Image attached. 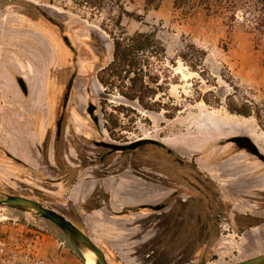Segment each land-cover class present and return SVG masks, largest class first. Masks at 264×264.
Instances as JSON below:
<instances>
[{"label":"rangeland","instance_id":"374dc122","mask_svg":"<svg viewBox=\"0 0 264 264\" xmlns=\"http://www.w3.org/2000/svg\"><path fill=\"white\" fill-rule=\"evenodd\" d=\"M125 9L144 19L138 23L124 18L129 34L154 31L165 44L171 81L170 101L165 98L164 102L178 112L169 119L165 111H143L113 97L107 104H123L135 111L119 117L120 127L113 136L105 128L100 98L104 90L97 80L100 68L112 60V40L101 28L103 17L66 0H0V69L11 70L7 64L17 58L14 53L22 52L19 46L26 41L52 68L44 99L51 113L49 118L43 112L34 117L37 128L48 127L53 138L60 119L70 160L102 162V174L127 164L131 174L159 184L156 193L164 195L158 200L177 192L168 203L163 200L119 218L105 211L89 223L90 237L109 264H237L264 254V183L259 182L264 178V162L229 142L249 137L264 155V48L257 49L254 36L242 26L231 29L222 18L208 17L201 10L183 16L173 0H163L156 11L146 10L143 0H125ZM183 36L207 53L204 77L176 61ZM206 94L211 102L215 96L221 98L222 105L198 102ZM227 98L249 104L257 118L231 115ZM110 106H106L108 114L113 113ZM91 107L95 110L89 114ZM56 111L59 114L53 118ZM141 141L156 143L116 153L95 145L127 147ZM59 144L57 150L63 156L65 147ZM8 154L0 144V195L34 200L53 210L43 204L46 194L54 196L44 190L47 182L27 171L24 176L17 174L16 161ZM241 179L243 184L233 189V183ZM55 201L58 206L53 211L87 235L74 216L62 212L61 199ZM223 202L224 209L219 205ZM161 205L164 209H152ZM24 226L45 235L42 256L56 258L58 264H84L54 224L0 209V235ZM61 243L67 260L59 259Z\"/></svg>","mask_w":264,"mask_h":264},{"label":"crops","instance_id":"0c3cea01","mask_svg":"<svg viewBox=\"0 0 264 264\" xmlns=\"http://www.w3.org/2000/svg\"><path fill=\"white\" fill-rule=\"evenodd\" d=\"M38 48L42 50V47ZM14 56L17 58L7 64L11 70L5 67L0 69V144L16 161L14 169L17 174L24 176V171H27L31 176L47 182L44 190L54 196L50 198L46 194L43 204L46 202L49 208L56 210L54 206H58V203L55 199L60 198L62 212L74 216L90 237L87 230L89 223L105 211L119 218L128 211L162 203L164 198L158 200L157 197L164 193H156L160 186L151 183L142 174H131L127 164L122 163L123 169L114 173L102 174V162L70 160V149H66L64 142L67 132L60 136L54 133L52 138L48 127L39 130L34 117L43 112L49 118L51 113L50 108L44 107L47 103L44 99L48 94V78L52 68L44 64L42 54L37 53L33 58L19 52ZM17 78L25 82L26 95L18 86ZM58 114L56 111L53 118ZM4 130L7 137L2 134ZM59 142L66 146L63 156L57 150ZM261 179L259 182L263 183L264 178Z\"/></svg>","mask_w":264,"mask_h":264},{"label":"trees","instance_id":"16d2710c","mask_svg":"<svg viewBox=\"0 0 264 264\" xmlns=\"http://www.w3.org/2000/svg\"><path fill=\"white\" fill-rule=\"evenodd\" d=\"M66 1L80 10L90 11L93 16L103 17L101 28L112 40V60L102 66L97 74V80L104 90L100 98L105 107V128L108 133L114 136L115 131L119 129L120 116L135 114L132 107L107 104L113 97L121 98L143 111L153 113L165 111L167 117L173 119L174 113L178 110L164 102L165 98L170 101L168 93L171 77L169 69L166 68L167 49L157 33L127 32L122 24L124 18L138 23H143L144 19L127 12L125 0ZM143 1L146 10L156 11L161 7L163 0ZM173 5L176 11L186 17L193 16L197 10H201L208 17L224 19L225 26L231 29L242 26L247 33L254 36L256 48H264V0H173ZM175 58L191 72L199 74L200 77L205 76L204 62L207 53L185 36L181 39ZM208 94L199 97L198 102H203L209 107L222 105L221 98L215 96L214 102H211ZM108 105H111L110 108L113 110L111 114L106 112ZM226 109L231 115L246 119L257 118L249 104H240L231 98H227ZM9 157L12 158L11 155ZM164 207L161 205L152 209L161 210Z\"/></svg>","mask_w":264,"mask_h":264},{"label":"water","instance_id":"95a60500","mask_svg":"<svg viewBox=\"0 0 264 264\" xmlns=\"http://www.w3.org/2000/svg\"><path fill=\"white\" fill-rule=\"evenodd\" d=\"M16 82L21 91L26 95L27 87L23 79L17 78ZM94 110L95 108L91 107L89 109V114H92ZM60 130L61 126L58 125V132H60ZM229 142L234 144L239 151H245L264 162V155L260 152L259 148L251 140V138L244 136L234 137L231 138ZM155 143V141H141L127 147L107 143H95V145L116 153L127 150H136L142 145ZM1 208L14 210L29 216L40 217L41 219L54 224L74 246L77 254L84 264H87L89 259H91L95 264H109L103 250H101L89 236L83 233L79 228H77L56 211L50 210L34 200L13 195H0V209ZM237 264H264V254L244 260Z\"/></svg>","mask_w":264,"mask_h":264},{"label":"built area","instance_id":"2783aa9c","mask_svg":"<svg viewBox=\"0 0 264 264\" xmlns=\"http://www.w3.org/2000/svg\"><path fill=\"white\" fill-rule=\"evenodd\" d=\"M46 244L45 235L28 227L2 231L0 235V264H58L56 258H46L41 250ZM59 259L67 260L66 246L60 244Z\"/></svg>","mask_w":264,"mask_h":264},{"label":"flooded vegetation","instance_id":"af4514ba","mask_svg":"<svg viewBox=\"0 0 264 264\" xmlns=\"http://www.w3.org/2000/svg\"><path fill=\"white\" fill-rule=\"evenodd\" d=\"M22 44V43H21ZM28 44H26V43H24L22 46H25V47H27V51L26 52H24L25 50L23 49V53L25 54V55H31L33 58H36V51L33 49V47L32 46H27ZM37 47V46H36ZM60 119L57 121V123H56V135L57 136H60L61 135V130H60V132H58V125H60ZM61 126V125H60ZM155 179V178H154ZM237 178H235V180H236ZM263 181H264V179H263ZM243 180L241 179V180H239V182L238 183H233V189L234 188H236V185H238V184H243ZM159 183H161L160 182V180H159ZM264 183V182H263ZM162 184V183H161ZM159 185V184H158ZM176 185H178V184H176ZM174 187H176V186H173L171 189H173ZM170 189V188H169ZM236 191V190H235ZM237 192V191H236ZM176 193L177 192H174L173 194H171V196L169 197V198H165V202L163 203V204H165V203H168L167 201H170L175 195H176ZM223 197H224V195H222ZM222 199V201H224V199L223 198H221ZM220 206H221V208H226V203L225 202H223V203H221V204H219ZM264 217V216H263Z\"/></svg>","mask_w":264,"mask_h":264},{"label":"bare ground","instance_id":"6f19581e","mask_svg":"<svg viewBox=\"0 0 264 264\" xmlns=\"http://www.w3.org/2000/svg\"><path fill=\"white\" fill-rule=\"evenodd\" d=\"M21 49V51L23 52V49L25 50L24 52H26L27 51V47H25V46H22V44L19 46ZM252 140V139H251ZM253 141V140H252ZM257 146V145H256ZM261 152V151H260ZM87 264H95L91 259H89L88 261H87Z\"/></svg>","mask_w":264,"mask_h":264}]
</instances>
